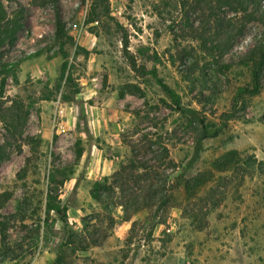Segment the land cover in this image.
I'll use <instances>...</instances> for the list:
<instances>
[{"label": "rangeland", "instance_id": "374dc122", "mask_svg": "<svg viewBox=\"0 0 264 264\" xmlns=\"http://www.w3.org/2000/svg\"><path fill=\"white\" fill-rule=\"evenodd\" d=\"M166 2L111 0L112 19L88 24V0H59L73 39L62 49L51 7L3 0L9 14L25 9L16 45L4 49L11 66L4 101L23 103L29 117L0 169V196L9 195L0 207L8 228L6 239L0 232V264H54L70 233L83 231L102 244L76 254L71 246L65 264H264V92L235 101L251 83L242 63L264 31V0L247 16L194 0ZM126 35L129 56L145 74L130 66ZM153 70L180 108L148 74ZM199 120L211 138L200 141ZM6 138L0 121V145ZM234 151L249 166L215 173L213 163ZM132 162L167 189L178 177L214 176L190 200L174 189L166 206L128 222L114 203H127L143 181L124 179L125 200L117 190L113 199L103 194L107 204L91 191ZM57 170L70 176L57 197L68 209V228L45 212Z\"/></svg>", "mask_w": 264, "mask_h": 264}, {"label": "trees", "instance_id": "16d2710c", "mask_svg": "<svg viewBox=\"0 0 264 264\" xmlns=\"http://www.w3.org/2000/svg\"><path fill=\"white\" fill-rule=\"evenodd\" d=\"M33 5L39 7H51L55 13V40L61 44L62 49L65 47L67 42H72L73 39L65 30V24L63 22L59 0H30ZM90 2V13L88 18V24H92L97 20H111V0H88ZM169 2L173 0H167ZM83 3L87 0H82ZM168 2V3H169ZM187 2V0H184ZM197 6L205 4L211 6V9H224L228 8L236 14L247 16L249 14V9L251 5H254L256 10L258 8V3L256 0H194ZM167 3V2H166ZM167 3V4H168ZM170 4V3H169ZM253 16V13L251 14ZM251 16V17H252ZM24 17L25 9L22 6L12 13L9 14L5 8L3 0H0V121L3 123L5 131L7 133V138L4 144L0 145V169L3 163L10 156V148L14 143L23 139L24 129L27 125V120L29 117V112L26 106L21 102H14L10 107H6L4 101V95L7 87V80L11 74V66L5 61V52L6 47H14L18 40V35L24 28ZM124 52L125 55L129 58L130 66L135 71H141L144 74L147 72L144 68L140 69L137 65L136 60L129 56V40L126 35L124 40ZM244 66L248 69L251 76V83L239 90L238 95L235 98V101H244L247 98H254L259 96L264 92V84L262 81V73L264 70V31L258 40L255 47L247 54L243 60ZM68 68V63L65 62L62 67V77L65 76V73ZM161 86L163 91L173 98L174 102L180 108V101L178 97L173 93V91L166 85L164 82L159 79L157 72L155 70L148 72ZM69 80L72 78L70 75ZM140 92V91H139ZM190 114L194 115L192 111ZM200 127V141L211 138V132L208 130V127L205 125L204 120H199ZM166 157L169 158V152L165 149ZM83 156V151L81 149L77 152V159L80 160ZM169 164L172 162L169 160ZM238 166H249L248 162H241V156L238 152H230L224 155L222 158L213 163L212 169L215 173H226L229 174L231 171L236 170ZM143 173L141 169L134 167L133 162L128 165H121L119 170H117L111 177L104 178L100 182H96L91 191V196L94 200L107 204L108 198L113 199L117 190H120L123 194V200H125V186L120 187L119 183L124 179H134L135 181H143L145 186L140 189V192H143V195H139L138 192L133 193L130 199L125 203L121 201L120 203H114L116 207H121L124 212V220L130 222L132 216L136 213L141 212L145 209H154L158 207H164L167 205L170 200L171 195L169 192H172L174 189L182 191L183 194L190 200L192 197L197 196V194L202 191L203 188L207 186L209 182L208 177L214 176L212 170L199 174L191 179H185L183 177L177 178L176 187H169L167 189V184L157 181L151 176V169L143 168ZM246 172V171H245ZM73 172L70 173V175ZM57 176L62 177L61 181H57ZM70 176L66 170H57L50 175L49 188L46 194L45 201V212L47 216H50L51 213H55L60 217L62 224L68 228V209L62 207L57 201L58 197V187L63 186ZM113 180V181H112ZM130 182V181H129ZM127 184V183H126ZM106 194L108 198L103 197ZM8 193L0 196V205L3 206L8 200ZM106 198V199H105ZM114 221L112 220V226ZM8 228L7 224L0 222V232L3 239H6ZM104 237V239H106ZM103 240L97 237L88 236L87 231L81 233H70L69 239L65 241L63 247L60 249L59 254L54 262V264H65L66 263V252L67 249L72 246L71 253L76 254L79 251H87L92 246H98L102 244Z\"/></svg>", "mask_w": 264, "mask_h": 264}]
</instances>
